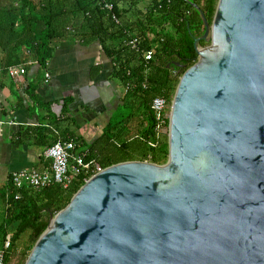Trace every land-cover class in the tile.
<instances>
[{"label": "water", "instance_id": "obj_1", "mask_svg": "<svg viewBox=\"0 0 264 264\" xmlns=\"http://www.w3.org/2000/svg\"><path fill=\"white\" fill-rule=\"evenodd\" d=\"M185 1L205 33L172 100L168 162L91 177L25 264H264V0H219L212 23Z\"/></svg>", "mask_w": 264, "mask_h": 264}, {"label": "trees", "instance_id": "obj_2", "mask_svg": "<svg viewBox=\"0 0 264 264\" xmlns=\"http://www.w3.org/2000/svg\"><path fill=\"white\" fill-rule=\"evenodd\" d=\"M109 1L114 5L111 14L117 16L120 24L112 20L110 14L108 17V12L99 4V0H0V29L8 33H13L14 30L27 32L24 47L43 71L47 70L48 62L54 55V41L61 35L57 30L68 31L76 38L96 39L102 38V34H106V39L121 37L127 42L133 36L140 38L141 46L138 52L128 45L122 49H111L106 46V41L99 38L105 54L113 58L112 78L124 88V97L123 105L104 130L102 147L90 148L98 151L95 157H98L104 169L128 161H150L161 165L169 154V143L163 140L157 148H153L137 136L156 141V122L151 103L156 97L165 96L172 105L180 77L198 62L195 40L203 36L205 27L200 13L185 0H151L145 12L139 11L137 15H133V22H123V13L119 8L121 0ZM189 1L200 6L209 23H212L219 0ZM138 4L131 2V7H137ZM67 16H75L77 19L72 24L77 30L84 31L77 33L76 30L66 28L65 23L71 22L66 20ZM79 16L82 17L78 18ZM41 22L45 27L38 33V25ZM61 37L62 35L59 38ZM200 46L205 47L207 43L202 41ZM151 49H155L154 57L147 62L144 51ZM101 69L99 67L94 76L101 72ZM127 88L129 89L125 91ZM73 102V98L64 100L63 114L70 113ZM137 116L143 120L138 124L137 133L134 132L128 140L120 142V137L127 130L130 121ZM50 133L45 128H23L18 133V138L20 141L32 139L35 134L36 142L48 148L57 141L56 138H50ZM69 135H64L65 139H76L73 134ZM51 140L53 142L49 144ZM137 148H142L145 152L141 159L134 157ZM85 183L81 178L68 191L61 185L41 191L19 190L13 185L10 177L6 184L0 186V201L9 205L8 216L0 226V243L7 228L16 222L19 223L11 236L7 264H10L23 236L29 234L31 245L29 252L23 256V264L26 263L36 242L48 228L51 216L65 209ZM17 194L21 195V199H15ZM1 244L0 248L3 247Z\"/></svg>", "mask_w": 264, "mask_h": 264}, {"label": "crops", "instance_id": "obj_3", "mask_svg": "<svg viewBox=\"0 0 264 264\" xmlns=\"http://www.w3.org/2000/svg\"><path fill=\"white\" fill-rule=\"evenodd\" d=\"M148 1L132 0L139 3L133 8L128 6L129 0L119 1L123 22H133L134 14L145 12L143 6ZM66 18L71 23L77 19ZM44 27V23H39L37 32L41 33ZM57 31L62 37L54 41V55L43 71L24 47L27 32L8 33L0 29V63L5 67L26 64L27 68L21 78L0 73V186L22 170L44 171L51 167V162L44 157L47 148L36 142L35 134L32 139L20 141L18 133L23 128H45L51 132L50 138L56 140V132L64 139V135L73 134L79 151L93 146L98 149L102 147L105 128L123 105L124 88L112 78L114 61L105 54L101 39L111 49H122L128 45L127 40L106 39V34L96 39L76 38L68 31ZM99 67L101 72L94 76ZM46 74L50 75L49 79ZM67 98H73L74 102L70 113L63 114ZM141 121L138 116L130 121L119 141L133 136Z\"/></svg>", "mask_w": 264, "mask_h": 264}, {"label": "built area", "instance_id": "obj_4", "mask_svg": "<svg viewBox=\"0 0 264 264\" xmlns=\"http://www.w3.org/2000/svg\"><path fill=\"white\" fill-rule=\"evenodd\" d=\"M99 4L111 15L112 20L120 24V20L117 16L111 14L114 9L112 2L109 0H99ZM128 46H130L132 50L138 52L141 46L140 38L135 36L131 37L128 39ZM154 53L155 49L144 51L145 60L150 62L154 57ZM146 66H148V64ZM2 72H7L8 76L11 78H21L26 73V64L5 67L0 63V73ZM46 77L49 79L50 75L46 74ZM146 86L145 84L144 88H146ZM128 89L129 88L125 91ZM151 111L155 116L156 141L154 139L143 138L141 135H138L137 138L146 142L149 146L157 148L160 142L165 140L164 136L166 134L169 136L171 111L169 99L165 96L156 97L151 103ZM145 125L146 124H144V127ZM56 133L57 141L44 152V157L51 162L50 169L44 171H39L37 169L22 170L13 174V185L17 189L41 191L54 185H61L64 190L68 191L72 185L81 178L87 182L91 177L104 170L98 157H95L98 151L96 152L89 147L79 151L76 140L64 139L59 132ZM15 199H21V195L17 194ZM10 246L11 237H8L3 247L0 248V264H7L6 257Z\"/></svg>", "mask_w": 264, "mask_h": 264}, {"label": "rangeland", "instance_id": "obj_5", "mask_svg": "<svg viewBox=\"0 0 264 264\" xmlns=\"http://www.w3.org/2000/svg\"><path fill=\"white\" fill-rule=\"evenodd\" d=\"M129 2H132V0H129ZM150 1L146 2L143 6L144 10L143 11H146L148 6L150 5ZM129 7L131 6L130 3L128 5ZM121 23V21H120ZM65 27H69L70 29H73V30H77L74 26V24H72L71 22H66L65 23ZM171 30V27L169 28ZM209 44H207V46H209ZM137 133V132H136ZM164 139L166 140V142L169 143V136L166 134L164 136ZM144 150L142 148H137L135 151H134V157L137 158V159H141L143 158L145 155H144ZM168 159H169V154L165 156L164 160H163V164L167 163L168 162ZM150 162V161H149ZM7 204L3 203L2 201L0 202V226L3 224L5 218L8 216V213H7ZM19 223H14L12 226L8 227L7 228V231H6V234L4 235V237L2 238L1 240V247L4 245V242L5 240L8 238V237H11L17 226H18ZM30 243H29V234H26L25 236H23V238L21 239V241L19 242V245H18V248L16 250V252L12 255L11 257V260H10V264H23V256L25 253L29 252V247H30Z\"/></svg>", "mask_w": 264, "mask_h": 264}]
</instances>
